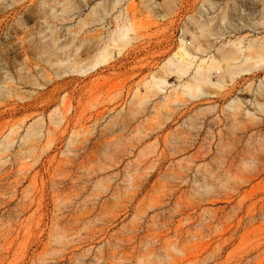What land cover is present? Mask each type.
I'll use <instances>...</instances> for the list:
<instances>
[{
    "label": "rangeland",
    "instance_id": "rangeland-1",
    "mask_svg": "<svg viewBox=\"0 0 264 264\" xmlns=\"http://www.w3.org/2000/svg\"><path fill=\"white\" fill-rule=\"evenodd\" d=\"M0 264H264V0H0Z\"/></svg>",
    "mask_w": 264,
    "mask_h": 264
},
{
    "label": "bare ground",
    "instance_id": "bare-ground-1",
    "mask_svg": "<svg viewBox=\"0 0 264 264\" xmlns=\"http://www.w3.org/2000/svg\"><path fill=\"white\" fill-rule=\"evenodd\" d=\"M128 27L124 22L122 23L120 28H117L116 32L109 33V42L115 43L125 39L127 37ZM123 45V43H121ZM198 50L197 46L186 47L185 41L180 40V45L177 50L173 53V55L164 62V66L166 67L171 62L174 63L175 72L178 74H184L190 68L191 59L194 58L192 52ZM219 49H217L218 51ZM242 49L239 48L236 52L228 53V55H224V59H229L231 61H235L233 64H227L224 67V70L229 73V78L233 79L237 74L243 72L245 69L242 65L250 59L249 55H244L239 59V52L241 53ZM238 54V55H237ZM239 59V61H238ZM100 60H104V54L100 56ZM237 61V62H236ZM201 63H204V66H201ZM219 65H217V59L213 55H209L207 58L200 59V62L196 65L193 74L183 83V89L188 94L191 95L192 92L202 91V85L207 83L211 85H217L216 82H210L208 79L207 73L211 70H218ZM219 72V71H218ZM153 77V82L156 85H160L163 82V79Z\"/></svg>",
    "mask_w": 264,
    "mask_h": 264
}]
</instances>
